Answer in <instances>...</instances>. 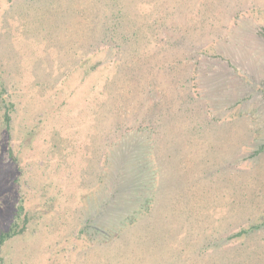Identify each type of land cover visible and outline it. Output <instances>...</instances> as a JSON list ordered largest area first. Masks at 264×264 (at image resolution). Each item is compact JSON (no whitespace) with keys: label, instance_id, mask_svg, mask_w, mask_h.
Masks as SVG:
<instances>
[{"label":"rangeland","instance_id":"rangeland-1","mask_svg":"<svg viewBox=\"0 0 264 264\" xmlns=\"http://www.w3.org/2000/svg\"><path fill=\"white\" fill-rule=\"evenodd\" d=\"M13 224L0 264H264V0H0Z\"/></svg>","mask_w":264,"mask_h":264},{"label":"trees","instance_id":"trees-1","mask_svg":"<svg viewBox=\"0 0 264 264\" xmlns=\"http://www.w3.org/2000/svg\"><path fill=\"white\" fill-rule=\"evenodd\" d=\"M3 120H4L5 125L8 126L9 116L7 113L4 114ZM18 210L19 212H22V207L19 206ZM23 231H24V227L20 229L18 228L17 224H13L7 231L0 232V248L6 241L18 236ZM243 233L240 232V234H243Z\"/></svg>","mask_w":264,"mask_h":264}]
</instances>
